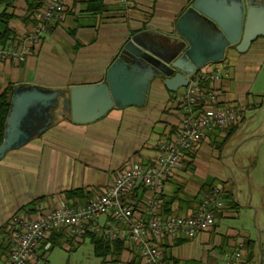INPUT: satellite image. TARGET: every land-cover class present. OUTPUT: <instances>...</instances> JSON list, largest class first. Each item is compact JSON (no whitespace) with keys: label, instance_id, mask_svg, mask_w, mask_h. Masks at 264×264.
<instances>
[{"label":"crops","instance_id":"obj_1","mask_svg":"<svg viewBox=\"0 0 264 264\" xmlns=\"http://www.w3.org/2000/svg\"><path fill=\"white\" fill-rule=\"evenodd\" d=\"M47 1L14 0L0 5L3 8L0 15L6 11L11 16L7 24L16 37L7 47H15L31 31L32 24L28 21L31 7L43 6ZM130 1V9L118 0L67 1L65 18L50 23L40 45L25 61L0 59V95L10 89L12 106L19 85L60 91L69 98L74 86L103 83L133 35L151 30L154 33L150 37L154 40L160 34L177 32L179 20L196 0ZM203 1L227 15L242 9L247 15L250 10L249 18L254 23L251 42L240 49L227 48L223 60L209 62L199 71L221 75L217 81L202 83L205 93L214 92L217 100H203L199 109L203 112L218 107L242 109L246 111L245 118L236 128L211 131L194 151L186 154L161 192L166 213L187 216L195 213L215 189L223 190L225 206L215 212L214 226L191 238L185 235L163 238L159 246L169 264H215L237 252L242 254L237 264H263L261 235L253 238L248 228H229L223 233L217 228L216 219L232 217L247 202L252 210L256 203L264 202L253 191L249 176L252 134L257 126L264 129V104L256 103L251 97L261 69L258 62L264 57V0ZM5 25L0 23V27ZM189 25L203 43L206 41L207 51L215 46L200 31L204 26H197L193 20ZM185 90L186 87L171 92L163 81H155L144 105L115 107L86 124L73 122L71 111L61 102L56 118L45 131L24 146L9 151L0 161V264L11 249L5 234L14 215L35 218L41 209L48 211L71 204L65 193L73 190L89 194L82 201L77 199L78 204L86 205L104 193L117 175L134 162L154 164L161 143L173 139L178 131L184 110L177 99ZM253 110L260 113L249 118ZM242 133V141L237 140ZM153 194L151 189L141 186L127 200L142 211L146 199ZM107 220L102 217L100 222ZM257 225L261 234L264 224ZM64 234L56 237L55 246L61 240L75 245L90 240L88 236L76 238ZM248 240L258 242L256 257L251 262L245 259ZM124 244L121 255L107 257V261L142 264L140 248L132 243ZM27 264L52 262L41 248Z\"/></svg>","mask_w":264,"mask_h":264},{"label":"built area","instance_id":"obj_2","mask_svg":"<svg viewBox=\"0 0 264 264\" xmlns=\"http://www.w3.org/2000/svg\"><path fill=\"white\" fill-rule=\"evenodd\" d=\"M67 1L48 0L35 10L31 31L15 47L0 43V59L15 63L25 61L26 56L38 45L48 31L52 21H61L67 12ZM129 9L130 0H118ZM221 78L219 73L197 72L185 92L177 99L184 110V116L173 139L161 143L154 164L134 162L123 169L114 183L98 198L86 205L65 204L54 210L41 209L35 218L14 215L7 227L11 249L1 264H27L36 257L40 249L53 248L50 240L56 231H63L70 237H84L94 234L108 242H128L140 248L142 264H169L159 246L166 237L185 235L195 237L214 226L215 212L225 206L223 190L217 188L207 195L195 213L191 215H161V192L168 178L179 166L187 153H191L208 136L221 128H228L245 118V110L215 108L209 112L199 109L203 100L215 102L217 95L205 91L204 81L214 82ZM145 186L154 193L146 199L142 211H138L127 197L139 187ZM106 217V222H100ZM241 253L227 255L215 264H237Z\"/></svg>","mask_w":264,"mask_h":264},{"label":"water","instance_id":"obj_3","mask_svg":"<svg viewBox=\"0 0 264 264\" xmlns=\"http://www.w3.org/2000/svg\"><path fill=\"white\" fill-rule=\"evenodd\" d=\"M234 13H218L205 1L196 0L179 20L177 32L160 34L154 40L150 37L154 33L151 30L136 33L109 68L105 82L74 86L69 98L60 91L17 86L0 145V161L9 151L45 131L56 118L61 102L71 111L73 122L86 124L115 107L144 105L155 81H163L171 92L187 87L207 63L223 60L227 48L240 49L251 42L254 23L249 18L250 10L247 15L243 9ZM191 20L204 26L200 31L214 43L209 51L206 41L203 43L189 28Z\"/></svg>","mask_w":264,"mask_h":264},{"label":"rangeland","instance_id":"obj_4","mask_svg":"<svg viewBox=\"0 0 264 264\" xmlns=\"http://www.w3.org/2000/svg\"><path fill=\"white\" fill-rule=\"evenodd\" d=\"M3 8H0L2 11ZM261 68L258 73V78L254 87L251 90V97L256 103L263 102L264 104V57L258 62ZM257 64V66H258ZM260 111H251L248 117L259 114ZM251 123L248 127L251 129ZM253 132L254 141L251 142L249 160L250 167V179L251 187L253 191L258 193L260 199H264V129L257 126ZM249 129V130H250ZM244 133L238 136L237 140L242 141ZM264 201V200H263ZM253 210L250 207V203L241 205L236 214H233L229 218L216 219L217 228L223 233H226L228 229H244L248 228L253 238H258L261 235L262 245H264V230L260 234L258 232L257 223L262 222L264 224V202L262 204H255ZM257 222V223H256ZM262 248V246H261ZM47 257L52 264H112L111 260L103 257H99L95 253L94 244L90 240L81 242L79 245H75L70 241L61 240L51 250L47 251Z\"/></svg>","mask_w":264,"mask_h":264},{"label":"trees","instance_id":"obj_5","mask_svg":"<svg viewBox=\"0 0 264 264\" xmlns=\"http://www.w3.org/2000/svg\"><path fill=\"white\" fill-rule=\"evenodd\" d=\"M12 2L14 0H0V5L4 4L5 2ZM97 1H102V0H94V2ZM41 5L38 6H34L31 7V11L28 15V21L31 24H35L36 21L33 20L32 14L35 10H37L38 8H40ZM11 18L10 15L7 14L6 11H4L1 15H0V23H6V25L4 27H0V43L3 46H7L9 45V43H13L16 40V37L14 36L12 30L8 27V21ZM10 89L7 91H4L1 95H0V145L3 141L4 138V134H5V126H6V121H7V117L9 115L10 109H11V93H10ZM244 121V119L233 125L234 128H236L238 125H240L242 122ZM66 199L71 203L70 205H77V199H79L80 201H82L83 199L87 198L89 196L88 193H85L82 190H73V191H69L67 193H65ZM36 205V204H35ZM161 207L163 210H161V215L163 216H168V215H172L173 213H166L164 211L163 208V203H161ZM168 212V209H167ZM65 235L64 232H54L51 235L50 240L53 243V246H55V242H56V237L57 236H63ZM88 237H90L91 242L94 244L95 247V253L97 256L99 257H103V258H107V257H114V256H118L121 255V253L123 252L124 248H125V244L124 242H120V243H111L108 241H105L99 237H97L94 234H88L86 235ZM258 249V242L257 241H253V240H248L245 246V259L248 262H251L255 259L256 257V252ZM262 254H263V264H264V245H262Z\"/></svg>","mask_w":264,"mask_h":264}]
</instances>
